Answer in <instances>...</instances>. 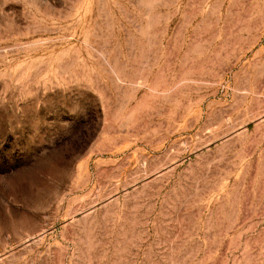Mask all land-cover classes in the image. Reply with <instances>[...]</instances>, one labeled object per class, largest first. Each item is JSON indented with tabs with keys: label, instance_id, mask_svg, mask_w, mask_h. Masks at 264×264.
I'll return each instance as SVG.
<instances>
[{
	"label": "rangeland",
	"instance_id": "374dc122",
	"mask_svg": "<svg viewBox=\"0 0 264 264\" xmlns=\"http://www.w3.org/2000/svg\"><path fill=\"white\" fill-rule=\"evenodd\" d=\"M0 264H264V0H0Z\"/></svg>",
	"mask_w": 264,
	"mask_h": 264
}]
</instances>
